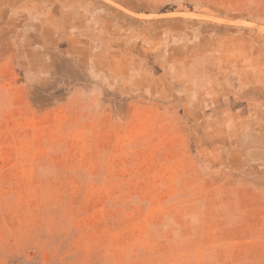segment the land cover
Listing matches in <instances>:
<instances>
[{
  "label": "rangeland",
  "instance_id": "1",
  "mask_svg": "<svg viewBox=\"0 0 264 264\" xmlns=\"http://www.w3.org/2000/svg\"><path fill=\"white\" fill-rule=\"evenodd\" d=\"M264 264V0H0V264Z\"/></svg>",
  "mask_w": 264,
  "mask_h": 264
},
{
  "label": "trees",
  "instance_id": "2",
  "mask_svg": "<svg viewBox=\"0 0 264 264\" xmlns=\"http://www.w3.org/2000/svg\"><path fill=\"white\" fill-rule=\"evenodd\" d=\"M25 264H30V263H25Z\"/></svg>",
  "mask_w": 264,
  "mask_h": 264
}]
</instances>
